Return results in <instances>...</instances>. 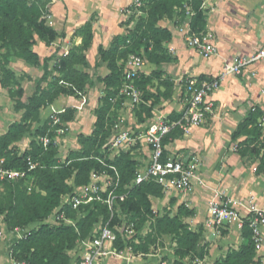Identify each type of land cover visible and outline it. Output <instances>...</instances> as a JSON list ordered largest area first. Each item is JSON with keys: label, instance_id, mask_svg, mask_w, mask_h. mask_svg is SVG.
<instances>
[{"label": "crops", "instance_id": "obj_1", "mask_svg": "<svg viewBox=\"0 0 264 264\" xmlns=\"http://www.w3.org/2000/svg\"><path fill=\"white\" fill-rule=\"evenodd\" d=\"M202 1V11L206 18L204 33L211 34L220 58L199 56L186 47L185 34L189 31L188 27L177 26L174 21L168 19H166L168 21H161L160 27L167 29L171 35L169 41L162 43L167 61L160 65L151 64L150 67L144 65L141 74L150 79H153V74L158 82L167 78L171 88L169 96L161 99L158 105H154L152 117L145 118L143 121L136 118L128 100H124L121 109L116 111V120L119 119L122 126L137 139L130 148L139 144V148H136L141 152L143 161L135 157L137 151H131V154L140 164V168L147 164L150 151L138 137L145 133L152 120L163 118L174 121L181 118L185 108L182 88V80L185 77L214 79L219 76L223 61L230 62L236 57H248L264 49V0ZM136 2L138 0H49L46 4L49 11L46 24L61 36L48 47L37 40L33 51L38 54L40 61L49 59V68L56 58L62 55L66 46L68 48L81 47L83 40L81 29L86 24H90L93 34L91 46L84 52L86 67L78 66L76 69L93 78L95 93L98 90L99 95L96 96L95 102L88 105L92 111V113L88 112L90 114L89 127L82 128L81 124L75 127L72 121L61 120L71 129V133L67 134L69 137L67 144L73 146L71 151L79 149L74 136L75 130L79 135H91L96 121L94 111L98 108V99L104 96L103 85L96 79L108 75V69L106 63L98 58V47L109 48L112 38L122 36L133 28L134 22L130 19V12L127 8ZM17 62L22 67H26L25 70L28 73L41 68L27 65L20 59ZM12 65L13 61L10 63V68L13 69ZM151 66L153 69H150ZM42 73L41 70L36 81ZM263 86L264 61L249 65L240 76L226 77L220 83L218 90L208 99L212 104V110L206 114L204 124L198 128H191L187 135L181 129L175 128L163 143L165 158L184 161L195 159L198 162V177L193 181L189 194L184 195L178 191H171L165 193L166 196L164 195L162 199L154 198V202L169 201L177 209L183 207L186 210L188 214L184 217L186 223L190 228L196 229L192 232L200 233L199 243L208 246V255L204 259L206 264H215L217 260L224 258L229 250H237L242 243L241 229H238L235 224L222 227L223 233L219 231V228H213L207 224L208 203L214 194L223 193L233 200L245 203L253 199L254 204L264 210V167H260L259 159L249 151L251 137L248 129L250 125L234 137L239 125L251 113L264 109V95L261 94ZM157 87L158 85L154 88L156 92ZM147 89L154 91L149 85ZM159 89L162 90V87ZM3 93H5L4 89L0 87V97ZM143 104L146 107L151 105L149 102ZM80 106L81 103L76 97L61 96L40 111V125L48 121L52 112L61 111L62 116L66 110H79ZM74 112L75 115L78 113V111ZM16 121L18 120L13 122ZM80 123L84 121L81 120ZM82 129L86 133H83ZM6 131L7 127L0 135ZM60 138L54 139L57 141ZM130 148L126 150H131ZM61 149V146L59 148L57 146L59 152L57 157L66 156V153H61ZM37 225L30 224L26 228L33 229ZM100 226L101 224L98 223L93 231H97ZM16 243V236L12 232H6L0 238V264L16 263L12 257V250ZM77 255H80V251ZM258 257L264 264V246ZM132 261L135 262L133 264H138V259L133 258ZM130 262L128 256H123L122 258H106L103 264H130Z\"/></svg>", "mask_w": 264, "mask_h": 264}, {"label": "trees", "instance_id": "obj_2", "mask_svg": "<svg viewBox=\"0 0 264 264\" xmlns=\"http://www.w3.org/2000/svg\"><path fill=\"white\" fill-rule=\"evenodd\" d=\"M48 2V0H0V49L4 48L6 54L9 52L12 57L24 61L27 65L41 67L43 72L35 82L31 94L25 97L20 83L14 72L7 68L6 62L0 68V87L7 89L9 98L14 101V111L21 114L20 119L9 125L7 131L0 135V160L3 159L5 168L9 169L26 168L29 152L25 151L22 155H18L13 144L20 141L28 132L31 123L38 122L41 110L61 96L78 97L87 87L92 86L89 83V75L76 69L78 66L86 67L84 52L90 48L93 40L90 24H86L81 29L83 35L81 47L69 48L67 55L57 57L50 68L49 59L40 61L38 54L33 51L37 40L48 47L61 36L48 26L44 19V10ZM138 2L145 9L146 18L140 23L137 22L124 35L112 38L109 48L98 47V58L106 63L108 75L96 79L103 85L104 96L98 99V108L94 111L96 121L91 135H79L77 140L79 149L70 152L62 164H56L57 150L52 146L49 147L46 157H42L35 152V148H32L31 156L34 161L41 163L44 160H50L51 165H44L43 168H37L33 172L30 192L27 191L30 178L4 182L0 186V217L3 218L6 230L12 232L15 228L25 229L30 224H38L24 239L17 241L12 250L14 261H24L28 264H72L75 258L68 252H76L80 241L93 237L94 227L102 223L99 217L102 216L103 222H107L112 229L113 219H109L107 208H97L93 206L94 204L92 210H89V206L81 207L79 212L66 210L67 218L76 221L75 227L64 224L51 226L44 223L48 216L60 206L62 198L73 193V188L66 184V180L74 175V189L87 185L90 174L101 171L98 160L105 159V162L112 164L120 174L119 193H125L126 199L124 203H118L119 209L124 210L129 207L139 211L140 206H143L149 213L152 207L150 197H163L161 187L154 183L140 185L133 183L139 166L129 152L122 151L111 158L107 151L108 145L102 146L103 148L101 145L113 135L112 128L116 116L110 111L116 113L124 102L123 98L118 99V95L125 83L122 68L128 55L136 53L140 56L136 50L146 41L152 47L148 53V62L160 65L167 61V57L165 55V59L158 57V52L163 50L162 43L171 39L169 31L160 27V22L164 19L173 20L182 17L186 6L193 12L190 31L201 33L205 30L206 18L200 10L201 0H138ZM177 10L180 11L177 13ZM174 24H176L175 21ZM144 46L147 52L148 44ZM51 76L53 77L50 78ZM150 80L141 74L135 79L134 84L140 91L145 92ZM9 83H11L10 86ZM114 100L115 103L112 105ZM153 106L154 104L151 103L150 107L145 109L146 116L143 119L152 117ZM74 111L66 110L65 114H62V120H72ZM253 122L254 115L251 113L239 125L234 137L241 134ZM31 146L36 147L34 143H31ZM100 148L101 152L98 151ZM259 165L261 168L264 167V157L261 158ZM54 166L57 168L53 169ZM131 182L133 185L129 187ZM181 210L186 211L183 207H179L178 214L173 218L162 217L159 220V230L161 233L167 232L177 236L176 254L179 257L185 254H196L202 259L204 253L201 248L197 249L200 233L188 231L179 233L182 229L179 219ZM185 216L188 214L186 213ZM241 238L242 243L238 249L229 250L224 258L217 260L215 264H262L260 257L255 253L247 221H244L241 228ZM140 250L139 247L132 245L134 254ZM142 251L147 253L146 248Z\"/></svg>", "mask_w": 264, "mask_h": 264}, {"label": "built area", "instance_id": "obj_3", "mask_svg": "<svg viewBox=\"0 0 264 264\" xmlns=\"http://www.w3.org/2000/svg\"><path fill=\"white\" fill-rule=\"evenodd\" d=\"M135 5L140 6V3L136 2ZM186 15L187 20L184 26L189 28L190 18L193 16V12L189 7L186 8ZM48 18V15L44 16L46 21ZM185 44L189 49L203 57L220 58V54L209 34H190L188 31L185 34ZM68 50L69 48L66 46L62 55L66 56ZM260 61H264V49L248 57H236L230 62L223 61L221 72L214 79L205 80L193 76L184 78L182 80V88L185 108L181 118L174 121L163 118L152 120L145 133L138 137L149 148L150 156L147 164L137 169L133 183L135 185L154 183L160 186L164 193L178 191L184 195L189 194L192 190L193 181L198 177V162L195 159L184 161L164 158L163 139L175 128L181 129L187 135L191 128L201 127L205 122L206 114L212 110V104L208 99L218 90L220 83L228 76H240L246 67ZM144 65L142 57L136 53L129 54L123 63L122 70L125 83L121 88L120 94L129 97L132 105H138L141 102V91L135 86L134 81L141 75ZM261 94L264 95V86L261 89ZM79 96L84 100L83 94H79ZM83 106V102H81L80 109ZM61 113V111L51 113L49 116V129L38 140L40 147L45 151L53 142L50 138V133H54L53 138L55 139L62 137L65 133V125L58 116ZM121 123L118 119L113 124V135L109 140L107 150L111 158L124 151V149L132 147L137 140ZM59 126H62L63 129ZM258 126L260 134L264 137V109L260 111ZM103 166L105 167L103 172H92L90 174L87 185L76 189L72 194L64 196L60 206L48 216L45 222L51 226L64 224L75 227L76 221L67 218L66 210L70 209L71 211L79 212L81 207L100 201L99 193L102 192V183L108 188L112 187L109 190L107 199L103 201L107 208L112 211L115 199L114 189L118 186L119 179L117 170L113 166L105 164ZM43 167L39 161H34L31 157H27L25 169H9L5 168L4 160L1 159L0 186L4 182H15L30 178L27 187V191L30 192L33 181L31 175L37 168ZM107 171H111L116 176L112 184L107 182L108 178L104 175ZM207 213V224L217 229L229 224H235L238 229H241L244 221H247L255 251L257 253L262 251L264 246V210L259 209L254 204L253 199L245 203L233 200L223 193H216L208 203ZM30 231L31 229L27 228H15L12 233L15 234L17 241H20ZM6 232L8 231L5 223L3 218L0 217V238ZM116 240V234L109 228L108 224L100 226L97 231H93L92 238L79 242V249L72 254L75 258L72 264H103L106 258H122V252L114 248ZM79 251L80 255H77ZM15 262V264H28L24 261Z\"/></svg>", "mask_w": 264, "mask_h": 264}, {"label": "rangeland", "instance_id": "obj_4", "mask_svg": "<svg viewBox=\"0 0 264 264\" xmlns=\"http://www.w3.org/2000/svg\"><path fill=\"white\" fill-rule=\"evenodd\" d=\"M202 5H203V1L201 0V5H200L201 11H202ZM186 8L187 7L185 6L184 10H183L184 14L182 17L180 16V17H177V18L172 20V21L176 22L177 26H184L185 25L186 20H187ZM127 9L130 12V14H129L130 19L133 20L134 26L137 22L140 23L143 19L146 18V12H145V9L143 8L142 5L137 6V5L133 4V5L129 6ZM179 11L180 10H177V13ZM202 13H203V11H202ZM48 14H49V11L46 8L44 10V16H46ZM191 18H190V20H191ZM164 20H166V19H164ZM166 21H168V20H166ZM189 33L190 34H200V33H192L190 31V27H189ZM201 33H204V31ZM204 34H208V33H204ZM209 35H211V34H209ZM144 44H148V51L147 52L145 50ZM151 48L152 47H151L150 43L145 41V42H143L142 46L138 47L136 50L140 54V56L142 57L146 67L147 66L150 67V65H151V63H149L147 60L148 59V53L151 51ZM158 54H159L158 57H164V59H165L164 50H162L161 52H158ZM199 56H201V55H199ZM17 60L18 59L12 57L9 52H8V54H6V50L4 48L0 49V68L2 67L3 63L6 62L7 68H9L11 71L14 72L15 77L18 80V82L20 83V86L23 89V91L25 93V97H26V96H29L31 94V92L35 86L36 79L38 78V75L42 69L41 68L36 69L34 72H32L30 70L31 72L28 73L27 70H25L26 67L25 68L22 67L19 64V62H17ZM11 61H13V65H12L13 69L10 68ZM150 69H153V67L151 66ZM52 75H54V73ZM52 77L53 76H51L50 78H52ZM152 78L153 79L150 80L149 86H151L154 89L158 85L157 92L155 91V89L152 92L149 89H147V87H146L145 92L141 91V102H140V104L132 105L129 97L121 95V94L118 95V99H120V97H121L124 100H128L130 102V108L135 113L136 118L139 121H141V120L143 121V117L146 116L145 109H147V107L143 103L149 102V103H153L154 105H158L159 102L161 101V99H166L169 96V92H170L171 88H170V83L167 80V78H165L162 82H158L157 80H155L154 79L155 76L153 74H152ZM94 79H95V77H94ZM89 83H91L92 86H90V88H87L85 90V92L82 93L85 101L80 96L76 97L78 102H80V103L83 102L84 106H83V108H81L79 110H75V111H78V113L73 116L72 120H70L73 122L74 126L75 125L78 126L80 124L83 125L82 128H87L90 126L89 125V121H90L89 120L90 119L89 113H92V111H90V106H88V105L97 100V99L95 100V98H96V96L99 95V93H98L99 91L97 90V92L95 93V87L93 85L94 84L93 78L89 79ZM10 85H11V83H9V86ZM159 87H162V90H160ZM4 92L5 93H3L1 95L2 97H0V98H2V99H0V134H2V132H4V130H5V128L6 127L8 128V126L11 125L14 120H19L20 115H21L20 113H16L14 111V101L9 98L7 89L4 88ZM114 103H115V100L112 101V105ZM110 113L112 115L116 116V113L114 111L111 110ZM253 115H254V122L248 129L249 136L251 137V140H250L251 145L249 147V151L252 155L256 156V158H258L260 161L261 158L264 157V137L260 134L259 126H258V118L260 116V112H258V110H255L253 112ZM58 116L61 117V120H62L63 117L61 116V114H58ZM81 120L84 121V123H80ZM48 122L50 123V118L45 123V126L40 125L39 120H38V122L31 123L30 127L28 129V132L21 138L20 141L13 144L15 152L18 155H22L25 151H28L29 157L32 158L31 149L35 148L36 153H39L42 157H44V156L46 157L48 152H49V148L45 151L43 148L40 147L38 140L41 136H43L47 133V131L49 129V125H47ZM59 127H61L63 129L62 126H59ZM82 131H84V129H82ZM69 133H71L70 127L65 126V133L62 136V137H64V139H61L62 138L61 137L60 140L58 139L57 141L54 140V138H53L54 133H50V138L53 140L51 146L56 150H57V146H58V148H59V146H61L62 147L61 153H64V154L66 153L65 157H59L58 156V158L56 159V164H62L66 160L68 154L70 152H72L70 149H73V146H69V144H67V141L69 140V137H67V134H69ZM83 133H86V132L84 131ZM74 136H75L76 140H78V137H79L78 131H76V130L74 131ZM109 140L107 142H104L105 144H102L101 148H103L106 145H108V147H109ZM31 143H34L36 147L31 146ZM136 147L139 148V144L137 146H134L133 148H130L131 150L124 149V152L125 153L129 152L130 156L133 160H135L134 158L137 157V159L139 161H143V156H142L141 152L138 151V149ZM101 148L98 151L101 152L102 151ZM67 151H70V152L67 153ZM73 151H76V150H73ZM131 151L132 152L137 151V152H135L136 153L135 157H134V155L131 154ZM58 153L59 152L57 151L56 155H58ZM98 161H99V164L101 166V169H100L101 171L99 170L100 172H103V170L105 169L103 164L113 166L112 164H107L105 162V159H101ZM110 161H112V160H110ZM41 163L43 166L44 165L45 166L51 165L50 160H48V161L44 160ZM137 164H138V166L140 165L138 162H137ZM55 168H57V167L54 166L53 169H55ZM104 175H105V177L108 178L107 182L111 183V184L113 183V180L116 178L115 174L112 173L111 171H107V173L106 174L104 173ZM117 175H118V179L120 180V174L118 173V171H117ZM73 176L74 175H72L71 178L66 180V184L70 185L73 188V191H75L76 189H74V187H73L74 186L73 185ZM108 183H107V185H108ZM130 184H129V187H131L133 185L132 182ZM101 185H102V192L99 193L100 201L90 203L88 205L89 210L94 209V207H97V208L98 207H106L107 208V206L103 203V201L105 199H107V196L109 194V190H111L112 187L110 186V188H108V186H105L104 183H102ZM114 190H115L114 191L115 199L113 201L112 211H110L107 208V213L109 215V219L110 220L113 219L112 224H111V228L117 237V241L114 244L115 248L118 251H121L123 256H128V258L131 261L130 264L135 263L132 261L133 258L138 259V262H137L138 264H206V262H204V259L208 255L207 244L198 243L197 249L201 248L202 252L204 253V257L202 259H200L196 254H190V255L185 254L183 257H179L176 254L177 239H178L177 236H175V234H171V233H167V232L161 233V231L159 230V220L162 217L173 218L175 215L178 214V209L176 208V206H174L169 201L164 202L161 200L160 202H157V201L154 202L155 197H150V199H152L151 200L152 207H151L149 213L146 211V209L143 206H140L139 211L132 210L129 207H126L124 210H122V209H119L118 203L122 204L125 202L126 194L123 192L119 193V186H117ZM162 194H163L162 196L165 195V193L163 191H162ZM162 198L163 197H161V198L156 197L155 199H162ZM185 214H186V211H184V210L179 211V219L181 221L180 224L182 225V229L179 230L180 234L187 232V231L192 232V231L196 230L194 228H190L189 224L186 223V220L184 218ZM99 220L102 222V223H100L101 226H104L107 224V222H103L104 220L102 219V216L99 217ZM222 230H223L222 228H219V231L223 233ZM199 242H200V240H199ZM132 245L139 247L141 250L139 252H137V254H134L132 252ZM119 247H121V249H119ZM143 248L147 249V253H142ZM71 253L72 252H70V251L68 252L69 255H71ZM255 253L257 256L260 254V253H257L256 251H255Z\"/></svg>", "mask_w": 264, "mask_h": 264}]
</instances>
